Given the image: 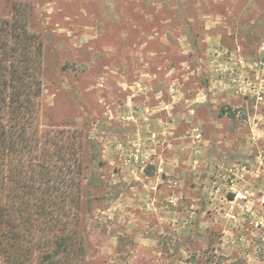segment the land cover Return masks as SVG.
<instances>
[{
    "label": "rangeland",
    "instance_id": "rangeland-1",
    "mask_svg": "<svg viewBox=\"0 0 264 264\" xmlns=\"http://www.w3.org/2000/svg\"><path fill=\"white\" fill-rule=\"evenodd\" d=\"M15 4L38 127L84 144V264H264V0Z\"/></svg>",
    "mask_w": 264,
    "mask_h": 264
},
{
    "label": "trees",
    "instance_id": "trees-1",
    "mask_svg": "<svg viewBox=\"0 0 264 264\" xmlns=\"http://www.w3.org/2000/svg\"><path fill=\"white\" fill-rule=\"evenodd\" d=\"M42 46L15 4L0 19V264H84V144L38 127Z\"/></svg>",
    "mask_w": 264,
    "mask_h": 264
}]
</instances>
